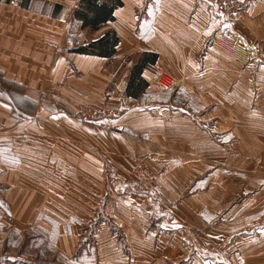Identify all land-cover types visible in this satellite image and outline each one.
I'll return each mask as SVG.
<instances>
[{
	"label": "crops",
	"instance_id": "obj_1",
	"mask_svg": "<svg viewBox=\"0 0 264 264\" xmlns=\"http://www.w3.org/2000/svg\"><path fill=\"white\" fill-rule=\"evenodd\" d=\"M118 1L92 28L81 0H0V264H264V169L218 166L264 160V0ZM109 32L112 56L77 51ZM147 63L176 86L128 93Z\"/></svg>",
	"mask_w": 264,
	"mask_h": 264
},
{
	"label": "trees",
	"instance_id": "obj_2",
	"mask_svg": "<svg viewBox=\"0 0 264 264\" xmlns=\"http://www.w3.org/2000/svg\"><path fill=\"white\" fill-rule=\"evenodd\" d=\"M108 3H101L100 0H81L80 6L76 11V18L83 22L84 27L99 28L107 21L113 20L114 9L121 3L118 0H106ZM119 39L113 32L107 33L100 40L87 47L78 49V52L102 57H110L115 53V47ZM146 65V64H144ZM144 65L136 67L132 74V79L128 85V93L133 88L132 94L136 96L145 86L140 79V74ZM139 79V82L136 81Z\"/></svg>",
	"mask_w": 264,
	"mask_h": 264
},
{
	"label": "rangeland",
	"instance_id": "obj_3",
	"mask_svg": "<svg viewBox=\"0 0 264 264\" xmlns=\"http://www.w3.org/2000/svg\"><path fill=\"white\" fill-rule=\"evenodd\" d=\"M213 1H215L219 7L225 9L226 11H235L238 9H243L244 7H248L249 5L252 4V2H254L256 0H213ZM255 6H264V4L257 3ZM249 52H250V61H252V67H251L252 69L254 68V70H257L260 68V66H264V41L262 38L259 37L255 43H252ZM164 92H166V91H164ZM77 115H78V117H80L83 120H91V119L83 118L82 115H80L79 113H77ZM136 160H141L143 165L148 167L153 172V174L156 176L157 184L149 182V183H147L146 189H144L143 191L139 189V187H138L139 180L133 174V171H132L134 162ZM218 166L230 167V168H233L236 170H238L240 168H246L247 170H249L253 174V172H255L257 170H263L264 169V160L263 159H254V160H247V161H242V160L222 161V160H219ZM130 173H131V176L133 178V183L135 184L134 189L138 193L146 194L153 200L158 199V196H159L158 191H159V188L161 185L160 173H158L150 164H148L143 159H135L132 161L131 167H130ZM237 178H239V177H237ZM254 178H256V177H254ZM0 261H1V259H0Z\"/></svg>",
	"mask_w": 264,
	"mask_h": 264
},
{
	"label": "built area",
	"instance_id": "obj_4",
	"mask_svg": "<svg viewBox=\"0 0 264 264\" xmlns=\"http://www.w3.org/2000/svg\"><path fill=\"white\" fill-rule=\"evenodd\" d=\"M19 5V3H16ZM140 79L145 82L149 87L156 89L159 92L169 91L174 88L175 83L170 76L163 71L155 63H147L142 68ZM41 98H45L44 95ZM85 119H91L93 121H100L106 118H116L117 112L113 109L100 110L94 107L80 106L78 112ZM133 174L139 180V189L144 190L147 187V183L157 184L156 176L146 166L143 165L141 160H136L133 165Z\"/></svg>",
	"mask_w": 264,
	"mask_h": 264
},
{
	"label": "snow or ice",
	"instance_id": "obj_5",
	"mask_svg": "<svg viewBox=\"0 0 264 264\" xmlns=\"http://www.w3.org/2000/svg\"><path fill=\"white\" fill-rule=\"evenodd\" d=\"M225 27H228L227 25H225Z\"/></svg>",
	"mask_w": 264,
	"mask_h": 264
}]
</instances>
